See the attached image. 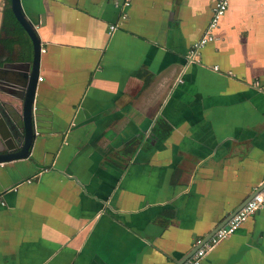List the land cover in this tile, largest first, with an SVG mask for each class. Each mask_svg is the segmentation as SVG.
Returning a JSON list of instances; mask_svg holds the SVG:
<instances>
[{
	"label": "crops",
	"instance_id": "crops-1",
	"mask_svg": "<svg viewBox=\"0 0 264 264\" xmlns=\"http://www.w3.org/2000/svg\"><path fill=\"white\" fill-rule=\"evenodd\" d=\"M216 1L21 0L35 134L0 163V264H179L260 191L264 0H229L191 58ZM200 264H264V204Z\"/></svg>",
	"mask_w": 264,
	"mask_h": 264
},
{
	"label": "water",
	"instance_id": "water-1",
	"mask_svg": "<svg viewBox=\"0 0 264 264\" xmlns=\"http://www.w3.org/2000/svg\"><path fill=\"white\" fill-rule=\"evenodd\" d=\"M11 11L28 35L31 42V57H21L20 60L4 62L0 66V163L28 156L30 146L34 139L33 125V103L35 90L39 75V61L41 42L32 23L26 17L21 0H10ZM26 57V59H24ZM4 97H7L4 99ZM15 101L20 106L21 123L19 125L14 111ZM259 188L254 190L250 196L230 214L228 218L218 227L225 224L249 199H251ZM216 228V230L218 229ZM200 242L190 256L214 233ZM186 257L184 260H186ZM183 260V261H184ZM181 261L179 264H181Z\"/></svg>",
	"mask_w": 264,
	"mask_h": 264
},
{
	"label": "built area",
	"instance_id": "built-area-1",
	"mask_svg": "<svg viewBox=\"0 0 264 264\" xmlns=\"http://www.w3.org/2000/svg\"><path fill=\"white\" fill-rule=\"evenodd\" d=\"M228 3L229 0H217L215 2L214 6L211 8V17L208 23V30L199 40L192 44L188 53L189 57H196L199 49L214 39V36L211 34V30L217 26L220 17L225 13L228 7ZM115 27V25H111L110 30L114 29ZM216 67L217 66H215V69H217ZM263 204L264 186L235 214H233V216L225 225L217 229L207 242H204L201 247H199L189 258L184 260L181 264H200L208 249L212 248L217 242L232 234L249 215L259 210V208Z\"/></svg>",
	"mask_w": 264,
	"mask_h": 264
},
{
	"label": "trees",
	"instance_id": "trees-1",
	"mask_svg": "<svg viewBox=\"0 0 264 264\" xmlns=\"http://www.w3.org/2000/svg\"><path fill=\"white\" fill-rule=\"evenodd\" d=\"M2 21L1 29L4 30L7 34H10L14 37V42L20 47V53L23 56L31 57V42L23 30L22 26L14 17L11 8L10 0H5L3 11H2ZM24 52V54L22 53Z\"/></svg>",
	"mask_w": 264,
	"mask_h": 264
},
{
	"label": "flooded vegetation",
	"instance_id": "flooded-vegetation-1",
	"mask_svg": "<svg viewBox=\"0 0 264 264\" xmlns=\"http://www.w3.org/2000/svg\"><path fill=\"white\" fill-rule=\"evenodd\" d=\"M0 46H3V47H8V48H12L10 52L12 53H9V56H10V60L8 61H4V62H11L12 60H16V58H19L18 60L21 59V55H20V47L18 46V44L16 42H14V37L10 34H7L6 32H1L0 33ZM4 48V49H5ZM13 48H15V51L13 50ZM3 49V50H4ZM2 56V55H1ZM0 56V57H1ZM3 62V63H4ZM2 63V64H3ZM15 104L16 105H13V106H16L15 108H17L19 106V103L18 101H15ZM17 110V109H16Z\"/></svg>",
	"mask_w": 264,
	"mask_h": 264
}]
</instances>
